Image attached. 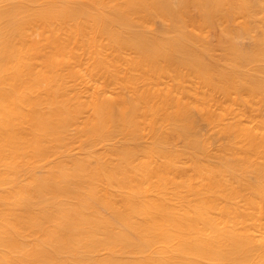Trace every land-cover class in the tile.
<instances>
[{
  "label": "bare ground",
  "instance_id": "6f19581e",
  "mask_svg": "<svg viewBox=\"0 0 264 264\" xmlns=\"http://www.w3.org/2000/svg\"><path fill=\"white\" fill-rule=\"evenodd\" d=\"M250 230L264 0H0V264H264Z\"/></svg>",
  "mask_w": 264,
  "mask_h": 264
},
{
  "label": "rangeland",
  "instance_id": "374dc122",
  "mask_svg": "<svg viewBox=\"0 0 264 264\" xmlns=\"http://www.w3.org/2000/svg\"><path fill=\"white\" fill-rule=\"evenodd\" d=\"M213 39H215V37H213ZM218 141V143L219 142H221L222 140H220V139H218L217 140ZM250 232V234H253V235H256L258 238L260 237V236H264V231H253V230H250L249 231ZM136 238V237H135ZM173 242H176V240H174ZM248 264V263H247Z\"/></svg>",
  "mask_w": 264,
  "mask_h": 264
}]
</instances>
